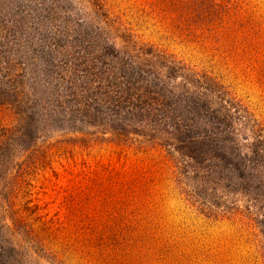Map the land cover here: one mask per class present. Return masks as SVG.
I'll list each match as a JSON object with an SVG mask.
<instances>
[{
	"label": "rangeland",
	"instance_id": "obj_1",
	"mask_svg": "<svg viewBox=\"0 0 264 264\" xmlns=\"http://www.w3.org/2000/svg\"><path fill=\"white\" fill-rule=\"evenodd\" d=\"M73 1L91 20L88 0ZM103 3L134 42L214 79L264 125V0ZM111 41L128 56L151 57L118 38ZM189 75L180 70L170 86L191 92L195 85ZM12 124L11 111L0 106L1 137ZM151 130L144 127L128 144L100 133L83 143L78 141L83 135L54 132L38 144L45 150L42 164L27 172L5 170L12 204L0 198V215L7 217L2 224L10 227L5 236L16 248L17 262L264 264V228L251 221L264 211L244 214L250 203L242 195L221 196L217 207L211 203L202 210L199 203H209L210 197L180 194L173 176L181 159L169 154L166 133L162 139L152 137ZM19 155L15 160L21 162ZM231 206L235 210L226 213ZM14 212L26 226L22 230L40 240L43 253L23 232H13Z\"/></svg>",
	"mask_w": 264,
	"mask_h": 264
},
{
	"label": "trees",
	"instance_id": "obj_2",
	"mask_svg": "<svg viewBox=\"0 0 264 264\" xmlns=\"http://www.w3.org/2000/svg\"><path fill=\"white\" fill-rule=\"evenodd\" d=\"M88 3L91 20L73 0H0V106L13 116V124L0 135L5 205L12 201L4 171L16 167L17 173L27 172L42 164L45 150L38 144L54 132L83 135L78 140L83 143L100 133L128 144L150 127L152 137L168 135L169 154L181 159L173 176L180 194L210 197L209 203H199L202 210L211 203L217 207L221 196L242 195L250 203L244 214L263 212L264 125L214 79L142 43L137 47L103 0ZM114 38L151 57L128 56L115 47ZM180 70L191 73V92L170 86ZM18 154L21 162L15 160ZM14 213L13 232H23L43 253L40 240L22 230L26 226ZM6 218L0 215V264H19L5 236L11 231L2 224ZM253 220L264 228V212Z\"/></svg>",
	"mask_w": 264,
	"mask_h": 264
}]
</instances>
